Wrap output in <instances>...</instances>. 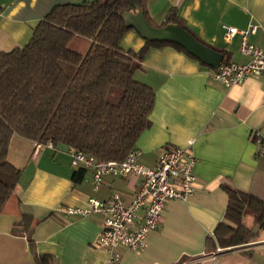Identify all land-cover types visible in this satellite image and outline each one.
<instances>
[{
	"label": "crops",
	"instance_id": "0c3cea01",
	"mask_svg": "<svg viewBox=\"0 0 264 264\" xmlns=\"http://www.w3.org/2000/svg\"><path fill=\"white\" fill-rule=\"evenodd\" d=\"M93 0H0V52L25 47L39 21L57 5ZM153 20L161 24L171 11L202 42L225 53L223 61L244 64L241 35L224 38V26L247 31L249 42L264 48V0H149ZM145 41L136 31L120 43L126 52L138 53ZM199 60L172 47L151 49L144 56L137 81L155 91L151 126L140 136V161L154 166L165 149L186 147L194 141L196 190L186 201L168 203L163 221L146 239L140 253L120 249L121 264H264V228L244 224L255 234L250 243L208 252L209 239L223 221L230 186L264 198V159L259 157V135L264 138L262 81L247 78L227 87L212 77ZM8 161L22 169L20 182L0 214V264H36V256H50L55 264H107L108 254L94 243L103 217L69 214L84 208L90 197L108 200L114 192L133 193L139 180L106 177L99 189L86 170L74 182L71 155L14 135ZM30 218L31 241L26 233L14 234V224ZM33 242V243H32ZM31 243V244H30ZM249 253L252 256H249Z\"/></svg>",
	"mask_w": 264,
	"mask_h": 264
},
{
	"label": "trees",
	"instance_id": "16d2710c",
	"mask_svg": "<svg viewBox=\"0 0 264 264\" xmlns=\"http://www.w3.org/2000/svg\"><path fill=\"white\" fill-rule=\"evenodd\" d=\"M148 2L93 0L57 5L39 21L25 47L0 52V214L23 172L8 161L14 135L40 145H67L101 161H122L151 126L155 91L135 78L144 56L151 49L172 47L196 59L156 33L168 24H178L205 43L183 25L175 11L163 23H156ZM138 7L145 27L130 25L124 17V13H136ZM130 31L145 41L138 53L120 48ZM76 36L89 41L85 54L70 49ZM85 174L86 169H77L74 182L80 184ZM223 190L228 206L208 241L212 243L208 252L253 241L256 234L244 224L245 218H253L264 228V198L230 186ZM12 232L26 233L31 241L30 218L15 223ZM35 262L55 264L50 256H36Z\"/></svg>",
	"mask_w": 264,
	"mask_h": 264
},
{
	"label": "built area",
	"instance_id": "2783aa9c",
	"mask_svg": "<svg viewBox=\"0 0 264 264\" xmlns=\"http://www.w3.org/2000/svg\"><path fill=\"white\" fill-rule=\"evenodd\" d=\"M260 27L252 25L247 31H239L234 27L224 26L225 40L230 41L237 34L241 35L240 52L248 57V61L244 64H221L212 73L213 79L232 87L242 84L249 77H255L262 81L264 94V48L249 42V35L256 34ZM258 140V155L264 159L263 136L259 135ZM193 144L194 141L190 140L186 147L163 150L152 167L141 163V152L136 148L122 161H101L69 148L71 165L90 171L95 190L99 189L106 177L139 180V186L133 193L117 191L108 200L90 197L86 207L68 209L69 214L84 217L98 214L103 217V227L94 247L108 254L107 264H121V248L133 253L143 251L148 235L156 231L163 221L168 203L172 200L186 202L194 194V169L197 160ZM36 145L42 146L38 143ZM46 146L55 147L52 143ZM220 251L217 248L216 252Z\"/></svg>",
	"mask_w": 264,
	"mask_h": 264
},
{
	"label": "water",
	"instance_id": "95a60500",
	"mask_svg": "<svg viewBox=\"0 0 264 264\" xmlns=\"http://www.w3.org/2000/svg\"><path fill=\"white\" fill-rule=\"evenodd\" d=\"M124 17L130 25L145 27V17L139 7L137 8L136 13H124ZM156 36L178 44L197 60L212 69H218L223 62L224 55L222 53L199 42L187 30L178 24H168L156 33ZM57 148L63 151L69 149L67 145L63 144L58 145Z\"/></svg>",
	"mask_w": 264,
	"mask_h": 264
},
{
	"label": "rangeland",
	"instance_id": "374dc122",
	"mask_svg": "<svg viewBox=\"0 0 264 264\" xmlns=\"http://www.w3.org/2000/svg\"><path fill=\"white\" fill-rule=\"evenodd\" d=\"M89 47V41L85 38L76 36L70 44V49L77 51L81 54H85ZM248 224L250 225L253 223L251 218L247 219Z\"/></svg>",
	"mask_w": 264,
	"mask_h": 264
}]
</instances>
